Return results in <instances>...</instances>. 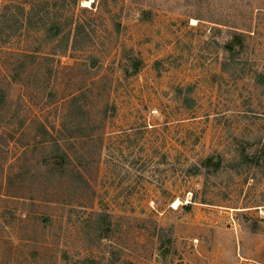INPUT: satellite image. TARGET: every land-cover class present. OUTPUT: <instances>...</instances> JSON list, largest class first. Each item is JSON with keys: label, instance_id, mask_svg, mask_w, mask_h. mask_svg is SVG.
Listing matches in <instances>:
<instances>
[{"label": "rangeland", "instance_id": "rangeland-1", "mask_svg": "<svg viewBox=\"0 0 264 264\" xmlns=\"http://www.w3.org/2000/svg\"><path fill=\"white\" fill-rule=\"evenodd\" d=\"M0 264H264V0H0Z\"/></svg>", "mask_w": 264, "mask_h": 264}, {"label": "trees", "instance_id": "trees-1", "mask_svg": "<svg viewBox=\"0 0 264 264\" xmlns=\"http://www.w3.org/2000/svg\"><path fill=\"white\" fill-rule=\"evenodd\" d=\"M237 48H240L241 51L245 48L244 38L240 34H236L232 40L225 45V49L233 56H239L240 51H237ZM203 163L204 168L207 167L209 172H217L222 167V162L220 160L216 161L214 158H208Z\"/></svg>", "mask_w": 264, "mask_h": 264}]
</instances>
